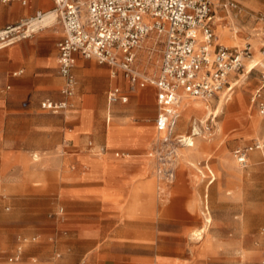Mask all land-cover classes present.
<instances>
[{
	"label": "crops",
	"instance_id": "0c3cea01",
	"mask_svg": "<svg viewBox=\"0 0 264 264\" xmlns=\"http://www.w3.org/2000/svg\"><path fill=\"white\" fill-rule=\"evenodd\" d=\"M25 2L24 6L18 2H0V31L34 18L37 13H52L54 7L53 0ZM229 3L232 2L222 6L227 9ZM43 29L46 27L0 47V119L4 124L0 126V161L4 172L1 186L17 190L22 205L28 199L32 205L35 203L31 199H47L53 206L62 199L64 232L72 244H82V264H171L173 258L160 255L168 251L166 238L178 239L182 245L184 238L190 236L193 226L190 218L199 205L200 187L191 176L195 172L193 168H187L188 181L184 187L190 190V196L176 192L172 201L178 217L167 220L166 215H160L161 195L174 184H165L166 187L159 183L155 161L149 158L158 138L155 86L148 83L129 90L120 70L76 56L75 91L70 99L72 107L66 113L70 114L69 118L66 114H45L40 108L43 100L62 99L64 81L58 73L56 44L63 31L61 28L60 37L58 32ZM216 33L218 45L234 48L243 42L228 29H218ZM247 40L252 50L261 44L256 38ZM138 50L133 67L140 72L136 68ZM261 54L264 56V52ZM259 62L264 68V63ZM259 62L249 64L245 74ZM141 74L146 76L144 72ZM233 76H229V84ZM236 84L237 81L230 85V91ZM114 87L127 96L126 104L108 105L107 93ZM191 101L194 103L190 106L185 104L181 110L178 107L180 126H185L193 116L205 117L211 109L210 102ZM211 114L212 111L205 118ZM10 122L20 125L23 132L16 141L7 136ZM176 127L174 135L181 136L176 134ZM195 135L191 137L190 132L186 138L194 140L200 148L214 142L201 141L199 134ZM88 143L94 149L104 147V154L94 155L88 150ZM191 148L192 145L178 149L185 151L180 163H192L198 158L191 155ZM181 186L178 184L176 190ZM47 188L56 191L58 198L34 195ZM183 204L188 207L184 208ZM24 211L32 215L44 212L39 207Z\"/></svg>",
	"mask_w": 264,
	"mask_h": 264
},
{
	"label": "rangeland",
	"instance_id": "374dc122",
	"mask_svg": "<svg viewBox=\"0 0 264 264\" xmlns=\"http://www.w3.org/2000/svg\"><path fill=\"white\" fill-rule=\"evenodd\" d=\"M225 2H233L237 8L225 9L222 6ZM211 10L215 37L218 38V29H228L232 34H237L243 42L236 47L248 45L252 58L244 62V71L231 77L230 85L237 81L232 91L226 93L223 90L208 101L211 109H208L206 116L211 111L212 114L207 119L206 116H193L185 126H180V117L177 121V135L188 137L190 128L195 126L201 141L214 142L206 148H200L192 140L194 146L190 149L191 155H198L192 163H180L185 151L178 150L180 158L175 160L171 184L164 181L155 167V176L161 185L174 184L171 190L164 191L160 199L164 204H160L159 212L162 216L166 215L167 220L179 215L172 204L176 192L184 197L190 196V190L184 187L188 181L187 168H193L195 172L191 176L194 179L191 180H195L194 184L200 187L199 205L190 218L193 221L190 236L184 238L182 245L178 239L166 238L168 251L160 255L173 258L171 264H264V153H251L245 168H240L232 156L234 149L264 135V115L258 109L260 99L253 101L256 90L261 86V73H264L259 62L261 60L264 63L261 54L264 52V0H212ZM39 28L34 32L37 33ZM47 29L62 36L58 19L43 30ZM248 38L260 40L257 50H252ZM156 39V34H150L144 40L136 60V68L151 79L157 76L161 59V44ZM255 62L259 64L245 74V68ZM83 65L82 84L86 79ZM261 94L264 97V90ZM184 103L194 102L183 99L179 110ZM7 128V136L12 141H16L23 133L20 125L12 122ZM155 140L157 142V138ZM156 146L153 145L149 151L152 154L149 158L153 160ZM2 175L3 163L0 161V177ZM178 184L182 186L176 190ZM42 191L34 195H46L52 199L57 196L56 191L48 188ZM17 192L14 188H3L0 183V264H82V244H72L64 232L65 213L60 209L62 199L53 206L48 204L47 199H31L35 203L33 205L28 199L22 205L18 202ZM33 207H39L44 212L32 215L24 211L25 208ZM183 207L188 205L183 204ZM200 245L206 248H199ZM18 248L21 249L19 259L11 262L10 258L17 255Z\"/></svg>",
	"mask_w": 264,
	"mask_h": 264
},
{
	"label": "built area",
	"instance_id": "2783aa9c",
	"mask_svg": "<svg viewBox=\"0 0 264 264\" xmlns=\"http://www.w3.org/2000/svg\"><path fill=\"white\" fill-rule=\"evenodd\" d=\"M0 2L26 4L25 0ZM53 3L51 12L55 13L63 31L56 48L58 73L64 85L61 100L45 99L40 108L52 115H64L71 109L76 56L120 70L129 83V90L148 83L154 85L158 133L154 160L156 170L171 184L178 148L191 146L186 137L174 135L180 100L186 96L208 102L223 90L228 91L229 76L242 71L245 60L250 58L249 46L229 48L216 44L211 23L212 0H53ZM227 7L237 8L233 2ZM45 14L37 13L34 18L0 31V47L29 36L34 32L32 20L41 19ZM150 34H156L161 44L159 73L154 79L143 76L133 67L137 50ZM262 90L264 73L253 98L254 102L260 99L258 109L264 115ZM127 101L118 87L107 93L108 105ZM191 129V137L196 136L195 126ZM87 148L96 155L105 152L104 147L94 149L92 143ZM254 151L264 153V136L234 149L232 156L240 168H245ZM17 251L11 262L19 259L21 249Z\"/></svg>",
	"mask_w": 264,
	"mask_h": 264
},
{
	"label": "bare ground",
	"instance_id": "6f19581e",
	"mask_svg": "<svg viewBox=\"0 0 264 264\" xmlns=\"http://www.w3.org/2000/svg\"><path fill=\"white\" fill-rule=\"evenodd\" d=\"M55 20H56V16H55V13H48V14H45L44 16H42V18L41 19H38V20H36V19H34V20H32V22H31V28H32V30H35V29H37L38 27H41V28H44V27H50L54 22H55ZM30 29V28H29ZM217 43V42H216ZM231 90V88L228 90V91H226L225 90V92L227 93V92H229ZM184 99H190V100H194V101H200V102H206V101H203V100H200V99H193V98H189V97H186V96H184L183 97ZM182 98V99H183ZM181 99V100H182ZM180 100V102H179V105H178V107H180V104H181V101ZM185 104H189V106L191 105V103H184L183 105H182V107H184V105ZM182 107H181V109H182ZM205 108H208L207 106H205ZM190 110V109H189ZM188 139V143L189 144H191L192 146H194V143L192 142V140L191 139H189V138H187ZM178 157H176V159H177Z\"/></svg>",
	"mask_w": 264,
	"mask_h": 264
}]
</instances>
